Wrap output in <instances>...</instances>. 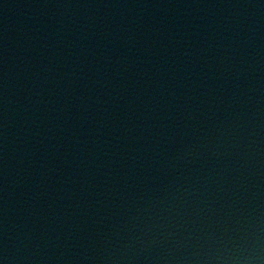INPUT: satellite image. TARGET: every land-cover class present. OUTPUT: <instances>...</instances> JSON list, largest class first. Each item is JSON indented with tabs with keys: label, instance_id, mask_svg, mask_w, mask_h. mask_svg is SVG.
I'll use <instances>...</instances> for the list:
<instances>
[{
	"label": "water",
	"instance_id": "obj_1",
	"mask_svg": "<svg viewBox=\"0 0 264 264\" xmlns=\"http://www.w3.org/2000/svg\"><path fill=\"white\" fill-rule=\"evenodd\" d=\"M0 264H264V0H0Z\"/></svg>",
	"mask_w": 264,
	"mask_h": 264
}]
</instances>
